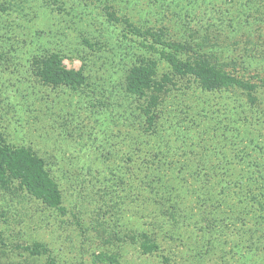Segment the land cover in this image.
<instances>
[{
  "label": "rangeland",
  "instance_id": "1",
  "mask_svg": "<svg viewBox=\"0 0 264 264\" xmlns=\"http://www.w3.org/2000/svg\"><path fill=\"white\" fill-rule=\"evenodd\" d=\"M130 25L260 77L256 102L161 60L155 88L126 97L128 70L112 76V56L136 38ZM42 46L95 80L89 91L43 85ZM117 82L122 100L101 108ZM0 101L14 113L0 134L55 162L64 207L12 203L1 188L0 264H48L11 248L34 243L59 264H264V209L252 200L264 199V0H0Z\"/></svg>",
  "mask_w": 264,
  "mask_h": 264
},
{
  "label": "trees",
  "instance_id": "2",
  "mask_svg": "<svg viewBox=\"0 0 264 264\" xmlns=\"http://www.w3.org/2000/svg\"><path fill=\"white\" fill-rule=\"evenodd\" d=\"M130 29L136 38L127 45L126 42L129 39L126 37L128 40L125 41L123 46H118L117 53L112 56V70H114L112 76L116 75L120 68L123 71L128 70L127 77H125V91L129 96L126 97H132V94L145 97L147 92L155 88L158 63L161 60L173 68L174 71L182 73L184 76L194 77L206 90L228 91L240 89L248 95L252 103L256 102L255 94L258 91V85L252 83V81L257 79L260 81V77H250L247 80L241 79L237 74L235 64L224 63L215 55L206 53L203 48L200 49L186 40L168 39L164 32H156L144 27L130 25ZM85 41L89 48L93 49L95 47L94 44L90 45L87 40ZM144 45L149 50L157 53L154 54L158 57L157 60L140 56L139 52ZM52 49L46 46L35 48V70L38 72L42 84L52 87H68L72 91H89L95 80L90 84L89 76L85 75L82 69L79 71L66 69L62 64L63 55L61 52ZM82 59L86 65L87 58ZM118 85V82L113 83V86L109 88L110 95L105 98V103L101 101L102 105H99L101 108L104 107L106 110L114 111V108L110 106V97L114 95L119 97L120 101L122 100L121 93L118 96ZM108 106L111 109H108ZM13 109L15 110L14 107ZM12 114L14 113H12L11 105L0 101V126L4 131L5 129L10 131L12 127L9 125L10 123L3 127L2 124L5 122H2V120L5 117L10 118ZM9 118L6 122L9 121ZM19 119H13L15 121L13 123L18 122ZM13 132H15L14 129ZM6 136L10 137L9 135ZM257 147L259 149L263 148L261 145ZM54 163L38 156L30 148L20 144L7 143L4 135L0 134V189H4V193L10 197V202L15 203L22 198H27L26 200L39 203L45 208L63 212V196L56 177ZM229 188L230 186L226 189ZM172 190H174V187ZM257 190L260 195L263 194L260 187ZM224 193L226 194V192ZM208 194L209 196L212 195L209 190ZM252 200L258 204L259 209H264V199L253 195ZM169 201L173 200L169 198L167 202L169 210H172L171 216L175 217L173 210L177 208L178 202L169 204ZM208 201L210 200L208 199ZM211 201L213 200L211 199ZM212 214H214L213 211H210V215ZM258 220H262L264 223V216L260 214ZM213 231L220 233L219 230L215 229V225H209L207 233L214 235ZM1 242L7 245L2 239ZM11 248L28 253L33 257H46L48 264H59L53 256L52 250L44 244L12 245Z\"/></svg>",
  "mask_w": 264,
  "mask_h": 264
}]
</instances>
